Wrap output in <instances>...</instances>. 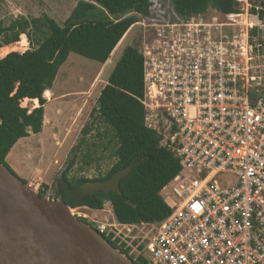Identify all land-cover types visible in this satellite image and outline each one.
<instances>
[{"label": "built area", "instance_id": "2783aa9c", "mask_svg": "<svg viewBox=\"0 0 264 264\" xmlns=\"http://www.w3.org/2000/svg\"><path fill=\"white\" fill-rule=\"evenodd\" d=\"M233 1L236 12L183 17L170 0H147L130 28L144 127L180 167L161 190L171 213L159 225L121 224L103 209L70 213L134 262L264 264V19L250 0Z\"/></svg>", "mask_w": 264, "mask_h": 264}, {"label": "trees", "instance_id": "16d2710c", "mask_svg": "<svg viewBox=\"0 0 264 264\" xmlns=\"http://www.w3.org/2000/svg\"><path fill=\"white\" fill-rule=\"evenodd\" d=\"M170 1L183 17L210 11L223 14L237 11L233 0ZM250 4V14L263 20L264 8L259 9V0H250ZM147 7V0H80L62 27L46 16L41 19L19 17L7 27L0 24V49L19 42L22 35L30 45H36L22 54L13 52L0 59V164L11 170L6 157L14 145L28 138L30 133L42 132L46 104L43 93L52 88L69 55L104 64L126 32L138 22L139 15L147 13ZM142 98V59L136 47L128 46L90 114V118L96 114L113 134L116 162L102 178H82L67 183L65 189L57 190V201L71 209L86 207L90 210H102L105 203H110L121 224L159 225L169 217L171 210L164 203L161 190L178 174L180 167L173 154L161 146V138L144 127ZM33 100H37V108L31 112L22 108ZM89 130V126L82 129L80 145L86 143L84 138ZM132 163L135 165L121 180L117 192L85 197L78 194L81 185L105 182ZM71 166L63 173L64 179ZM38 196L43 199V193L39 192Z\"/></svg>", "mask_w": 264, "mask_h": 264}, {"label": "rangeland", "instance_id": "374dc122", "mask_svg": "<svg viewBox=\"0 0 264 264\" xmlns=\"http://www.w3.org/2000/svg\"><path fill=\"white\" fill-rule=\"evenodd\" d=\"M78 1L80 0H0V24L7 27L19 17L41 19L46 16L62 27ZM262 2L264 0H259L260 10L264 8ZM212 15L216 14L210 11L209 16ZM138 37L135 28L126 32L119 42L122 45L118 49L116 47V54L111 58L113 66H109L108 75L104 73V65L71 54L59 70L50 89L52 93L50 101L43 97L46 104L42 132L38 135L30 133L28 138L19 140L11 149L9 154H12L17 162L18 170L12 167L9 158V163L7 161L6 163L10 171L37 195L39 192L43 193V199L57 201V190L65 189L67 183H74L82 178L88 180L102 178L116 162L113 156L116 147L113 134L99 121L96 114L93 118H90V114L96 108L97 98L106 85L107 76L111 74L125 48L136 46ZM5 47L10 48L7 51L9 53L22 54L36 48V45L32 46L27 41V46L23 49L14 44L3 46L0 49V59L9 54L1 57L2 52L6 50ZM260 50L262 54L258 63L264 65V45ZM263 86L264 80L262 86L258 87L264 92ZM32 107L33 102H29L22 108L31 112ZM85 126L90 127V132L84 138L86 143L80 145L82 129ZM70 165L72 166L64 179L63 173ZM103 210L111 212V204L105 203ZM82 222L87 224L85 221ZM128 259L135 264L132 258Z\"/></svg>", "mask_w": 264, "mask_h": 264}, {"label": "water", "instance_id": "95a60500", "mask_svg": "<svg viewBox=\"0 0 264 264\" xmlns=\"http://www.w3.org/2000/svg\"><path fill=\"white\" fill-rule=\"evenodd\" d=\"M135 163L105 182L78 188L81 197L117 192ZM0 264H134L60 201L41 199L0 164Z\"/></svg>", "mask_w": 264, "mask_h": 264}, {"label": "crops", "instance_id": "0c3cea01", "mask_svg": "<svg viewBox=\"0 0 264 264\" xmlns=\"http://www.w3.org/2000/svg\"><path fill=\"white\" fill-rule=\"evenodd\" d=\"M120 41H121V40H120ZM117 45H118V44H117ZM121 45H122V44H121ZM121 45H120V46H121ZM120 46H119V47H120ZM119 47H118V48H119ZM7 48H8V47H7ZM7 48H5V49H7ZM118 48H117V49H118ZM117 49H116V47H115L114 50L112 51V53L110 54V58H109L104 64H102V65L105 66V67H104V70H105L104 73H106V74H107V71H108L109 66H110V65L113 66V62H112V59H111V58L114 57V54H116ZM69 56H70V55H69ZM65 63H66V62H65ZM65 63H64V64H65ZM64 64H63V65H64ZM63 65H62V66H63ZM99 65H100V64H99ZM62 66H61V68H62ZM61 68H60V69H61ZM60 69H59V70H60ZM110 71H111V70H110ZM58 73H59V71H58ZM57 75H58V74H57ZM107 75H108V74H107ZM56 77H57V76H56ZM108 77H109V76H107L106 79H108ZM55 80H56V78H55ZM57 80H58V79H57ZM54 82H55V81H54ZM57 83H58V81H57ZM57 83H56V84H57ZM53 84H54V83H53ZM56 84H55V86H56ZM106 84H107V82H106ZM52 87H53V86H52ZM49 101H50V100H49ZM32 102H33V101H32ZM35 102H36V104L33 103V107H32V109L38 107V102H37V100H36ZM12 156H13L12 154H8V156L6 157V161L9 163V158H10L11 165H12L13 168H15L16 166H14V164H17V162L12 158ZM17 165H18V164H17ZM15 169L18 170V166H17Z\"/></svg>", "mask_w": 264, "mask_h": 264}, {"label": "bare ground", "instance_id": "6f19581e", "mask_svg": "<svg viewBox=\"0 0 264 264\" xmlns=\"http://www.w3.org/2000/svg\"><path fill=\"white\" fill-rule=\"evenodd\" d=\"M124 38H125V37H124ZM122 39H123V38H122ZM14 45L20 46L21 49H23L24 47L27 46V39H26V37H25L24 35L20 36V41L17 42L16 44H14ZM120 45H121V43H119V45L117 46V48H118ZM9 49H10V48L4 50V51L2 52L1 57H4V56L6 55V53H9V52H7ZM22 51H23V50H22ZM51 96H52V93H51L50 90H47V91H45V92L43 93V97H44L45 99L50 100ZM35 101H36V100H33V103H34V104H36ZM48 114H49V113H48ZM48 114H45V115L48 116ZM12 158H13V156H12ZM14 166L17 167L18 165H17V164H14ZM71 214H72V212H71Z\"/></svg>", "mask_w": 264, "mask_h": 264}]
</instances>
